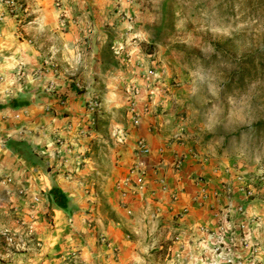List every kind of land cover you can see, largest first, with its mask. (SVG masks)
Returning a JSON list of instances; mask_svg holds the SVG:
<instances>
[{"label":"rangeland","instance_id":"374dc122","mask_svg":"<svg viewBox=\"0 0 264 264\" xmlns=\"http://www.w3.org/2000/svg\"><path fill=\"white\" fill-rule=\"evenodd\" d=\"M2 1L14 3L16 13L7 14L20 26L28 22L27 0ZM52 3L64 19V0ZM111 8L115 19L81 66L59 58L52 32L38 35L50 68L65 77L57 81L83 98L86 138L64 151L57 141L55 159L35 160L44 176L58 165L60 179L72 181L66 211L49 206L47 190L19 189L0 176V264H264V0H111ZM146 114L157 118L150 125L166 147L213 162L226 184L244 190L216 228H186L178 215L126 210L125 201L120 213L108 203L118 155L132 143L146 155L137 149L143 139L134 140ZM74 152L82 173L65 167ZM138 167L114 189H144L135 186Z\"/></svg>","mask_w":264,"mask_h":264},{"label":"crops","instance_id":"0c3cea01","mask_svg":"<svg viewBox=\"0 0 264 264\" xmlns=\"http://www.w3.org/2000/svg\"><path fill=\"white\" fill-rule=\"evenodd\" d=\"M27 3L30 18L20 26L16 16L7 14L6 5L0 0V176L6 183L11 181L25 190L45 192L56 185L72 202V181L60 179L58 165L44 176L35 160L41 155L55 159L57 141L61 151L70 144L80 149L86 138L81 131L85 122L83 98L64 80L57 81L56 77H65L61 72L57 76L50 68L53 62L44 56L38 35L42 31L52 32L60 42L59 58H70L81 66L87 48L95 55L97 41L116 14L111 0H90V6L74 8L64 0V19L60 17L62 9L54 8L52 0H27ZM11 102L18 106L8 107ZM157 121L151 114L140 117L134 140H145L149 153L135 154L132 143L118 155V165L113 164L107 179L108 203L120 213L123 209L120 202L125 201L126 210L147 207L158 215H178L186 228H216L228 206L233 207L245 197L244 190L226 184L222 169L213 162L182 152L175 144L166 147L161 135L151 128L150 123ZM75 153L65 155L68 157L65 167L72 173H82L84 170L75 168L76 160L81 158L79 152ZM134 163L144 170L146 187L138 193L122 184L114 189L115 181L121 182ZM121 189L126 193L122 194Z\"/></svg>","mask_w":264,"mask_h":264},{"label":"trees","instance_id":"16d2710c","mask_svg":"<svg viewBox=\"0 0 264 264\" xmlns=\"http://www.w3.org/2000/svg\"><path fill=\"white\" fill-rule=\"evenodd\" d=\"M80 92V91H78ZM18 104L16 102H11L8 104V107L16 108ZM47 199L49 206L54 205L56 208L66 211L68 207L72 204L71 199L66 196L63 190L58 188L56 185H53L47 191Z\"/></svg>","mask_w":264,"mask_h":264},{"label":"built area","instance_id":"2783aa9c","mask_svg":"<svg viewBox=\"0 0 264 264\" xmlns=\"http://www.w3.org/2000/svg\"><path fill=\"white\" fill-rule=\"evenodd\" d=\"M57 6H60L62 3V0H53ZM5 4H7L6 9L7 13L9 14H15L16 8L12 1H6ZM137 149L142 154H148L149 148L146 146L145 142L143 140H138L137 142ZM145 172L138 167L137 175H136V181L135 186L138 188H143L145 185Z\"/></svg>","mask_w":264,"mask_h":264}]
</instances>
